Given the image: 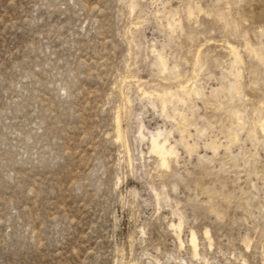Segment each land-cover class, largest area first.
<instances>
[{
  "label": "rangeland",
  "instance_id": "obj_1",
  "mask_svg": "<svg viewBox=\"0 0 264 264\" xmlns=\"http://www.w3.org/2000/svg\"><path fill=\"white\" fill-rule=\"evenodd\" d=\"M0 264H264V0H0Z\"/></svg>",
  "mask_w": 264,
  "mask_h": 264
},
{
  "label": "bare ground",
  "instance_id": "obj_2",
  "mask_svg": "<svg viewBox=\"0 0 264 264\" xmlns=\"http://www.w3.org/2000/svg\"><path fill=\"white\" fill-rule=\"evenodd\" d=\"M160 136H161L160 134H157L151 138L152 139L151 140L152 152L155 153L159 157L163 166H167L170 157L174 154V150L168 147L167 140L163 142L159 141ZM195 241H196L195 234L192 233L191 243H192L194 252H195V248H197L195 245Z\"/></svg>",
  "mask_w": 264,
  "mask_h": 264
}]
</instances>
